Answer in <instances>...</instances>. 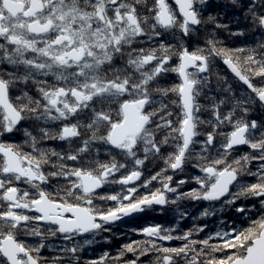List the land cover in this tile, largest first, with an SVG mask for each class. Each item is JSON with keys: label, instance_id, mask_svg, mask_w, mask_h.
<instances>
[{"label": "snow or ice", "instance_id": "snow-or-ice-1", "mask_svg": "<svg viewBox=\"0 0 264 264\" xmlns=\"http://www.w3.org/2000/svg\"><path fill=\"white\" fill-rule=\"evenodd\" d=\"M0 264H264V0H0Z\"/></svg>", "mask_w": 264, "mask_h": 264}, {"label": "flooded vegetation", "instance_id": "flooded-vegetation-1", "mask_svg": "<svg viewBox=\"0 0 264 264\" xmlns=\"http://www.w3.org/2000/svg\"><path fill=\"white\" fill-rule=\"evenodd\" d=\"M219 69L221 71V74H226V75L229 76L230 82H231L233 74L227 68V66L223 64L222 61H219ZM153 219L156 222L165 223L166 220H170L171 218L170 217H165L164 214L151 213L147 217H136V218H134L132 220H127V221H125L122 224L114 225L113 226V231H119V232L124 233L125 235L123 237H119V236L113 237V240L112 241H108V242L99 240L98 241L99 242V247L94 244V245L91 246L89 251L91 252V251L94 250L97 254H99L109 244L111 245V248H115V247L118 248L122 243L126 242V240H129V239H140L141 238L140 235L136 234V233H132L130 231V229L133 228V227H137V226L143 224L145 222V220L152 221ZM166 243H168V244H171V243L173 244L174 243L175 244L177 242L176 241H170V242H166Z\"/></svg>", "mask_w": 264, "mask_h": 264}, {"label": "trees", "instance_id": "trees-1", "mask_svg": "<svg viewBox=\"0 0 264 264\" xmlns=\"http://www.w3.org/2000/svg\"><path fill=\"white\" fill-rule=\"evenodd\" d=\"M201 204H202V206H205V207H208L209 206L207 202H202ZM199 206H201V205L199 204ZM198 211H200V210H196L193 207L192 215H197L198 214ZM213 217H215V219H217V220L219 219V216L216 215V213H213V216H209L207 218H201V221H199V222H202L203 221L204 223H207L209 225H212L214 223ZM196 222H198V221H196ZM192 223H193V221L191 220L190 217L189 218H185V220L181 222L180 227H181V229L188 228V227H191Z\"/></svg>", "mask_w": 264, "mask_h": 264}, {"label": "rangeland", "instance_id": "rangeland-1", "mask_svg": "<svg viewBox=\"0 0 264 264\" xmlns=\"http://www.w3.org/2000/svg\"><path fill=\"white\" fill-rule=\"evenodd\" d=\"M223 36L226 38L227 37V33H224L223 34ZM202 203V202H201ZM200 203V205L201 206H199V205H195V207H194V209H196V210H203V208L205 207V206H202V204ZM190 207H192V206H190ZM160 214H162V213H160ZM171 218V217H170ZM199 222V221H198ZM198 222H196V223H198ZM203 222V221H202ZM177 243H175V244H179L180 243V241H176ZM174 243L172 244H170V245H175ZM116 249H117V247H115V248H111L110 250L113 252V254L115 253V251H116ZM103 251V250H102ZM130 255V254H129Z\"/></svg>", "mask_w": 264, "mask_h": 264}, {"label": "water", "instance_id": "water-1", "mask_svg": "<svg viewBox=\"0 0 264 264\" xmlns=\"http://www.w3.org/2000/svg\"><path fill=\"white\" fill-rule=\"evenodd\" d=\"M230 70V69H229Z\"/></svg>", "mask_w": 264, "mask_h": 264}]
</instances>
